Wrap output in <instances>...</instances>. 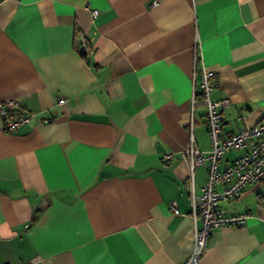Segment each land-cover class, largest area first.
<instances>
[{"label":"crops","instance_id":"obj_1","mask_svg":"<svg viewBox=\"0 0 264 264\" xmlns=\"http://www.w3.org/2000/svg\"><path fill=\"white\" fill-rule=\"evenodd\" d=\"M202 69L223 135L264 122V0H0V102L30 115L11 133L0 118V264L184 262V150H210ZM218 207L246 220L199 264H264V179Z\"/></svg>","mask_w":264,"mask_h":264},{"label":"built area","instance_id":"obj_2","mask_svg":"<svg viewBox=\"0 0 264 264\" xmlns=\"http://www.w3.org/2000/svg\"><path fill=\"white\" fill-rule=\"evenodd\" d=\"M98 11H91L92 18ZM78 48H84V38L78 41ZM202 61L199 50L195 52V65ZM215 72L201 71L199 96L205 104L204 118L210 138V150L199 151L193 137L184 150L191 175V210L194 221L193 248L191 255L181 264H199L205 252L209 237L214 229L240 227L245 215H228L219 209V203L237 198L250 184L264 179V122L252 127H242L236 133L223 135L221 109L228 105L226 100L213 101ZM1 130L4 133L16 131L29 123L30 115L19 108L16 101L0 102ZM45 123L48 120L44 121ZM244 150L233 162L221 166L230 151ZM167 156L166 158H169ZM207 162V179L199 192H195L192 174L196 167ZM173 208V205L171 206Z\"/></svg>","mask_w":264,"mask_h":264},{"label":"water","instance_id":"obj_3","mask_svg":"<svg viewBox=\"0 0 264 264\" xmlns=\"http://www.w3.org/2000/svg\"><path fill=\"white\" fill-rule=\"evenodd\" d=\"M80 51L84 54V50L83 49H81Z\"/></svg>","mask_w":264,"mask_h":264}]
</instances>
